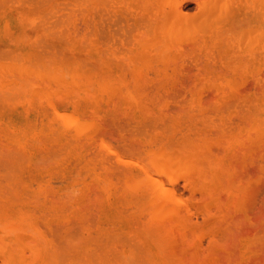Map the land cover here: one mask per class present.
Returning <instances> with one entry per match:
<instances>
[{
    "label": "rangeland",
    "instance_id": "1",
    "mask_svg": "<svg viewBox=\"0 0 264 264\" xmlns=\"http://www.w3.org/2000/svg\"><path fill=\"white\" fill-rule=\"evenodd\" d=\"M84 1L85 2L82 3L83 6L85 4L84 7L80 6V8L79 7L75 8L77 7V6L74 7L76 3L75 0H71V1L59 0L57 4L59 2L60 4L57 5L58 7H56L55 9L56 11H54V13L51 14V18L53 16L58 17L61 15L63 17L65 16V14H67L65 12H71L72 14L70 13L69 14L70 16L72 15V19H71L72 22H69L71 21L69 20L68 21L69 23L68 24L65 23L66 26H64L66 30L67 29L69 30L71 35H74L75 37L81 36L83 34L89 35L93 31L92 35L90 34L91 37L94 36V42L96 41V43L95 44L93 43V45H96L98 47L100 46V50L101 49L103 50L102 44L103 46L110 45L115 49L117 48L118 53L114 49L115 51L113 52L111 51L114 54V56L110 55L111 52L110 53L107 52L105 50L106 47H104V51L103 52L100 51V54L98 56H92L90 53H88L89 52L88 50H87L88 52L84 53V51L86 50L84 48H83L84 51L82 50L83 52L80 51L82 55L80 53H79L80 55L78 54L74 55V53H72L73 49L72 51L71 49H69L70 52L68 53H72V54L64 55L65 57L64 56L62 57L59 54V57H62L63 59V62L62 59L60 60V64L64 65L65 70L67 67H71V66L74 67L76 65L75 66V68L77 69L76 73L74 72L71 73L72 75L74 74L73 78H75L76 81L78 80L80 81V79L85 81V78L83 76L86 77L87 74L88 76L90 75L92 77L93 76L97 77V79H104L106 77H109V75H112L111 78H114L115 80L109 78L111 81L113 80V82H117V79L121 77L122 79H119V81L122 82L121 84L124 85H120L119 88L117 87L116 88L111 87L107 89L103 88L101 93L99 91L101 88L97 90L98 87L96 88L95 86H91V88L88 86L86 87L87 89L85 88L82 89L77 86L71 87L69 85L68 88L64 86L67 89L63 87L62 89L59 90V88H57L58 89L57 93H55L56 89H54L55 88L54 87L51 88L52 90L55 91V92L53 91L54 92L53 94L47 93L45 91V90L47 91L49 90L47 88L43 90V92H46L47 94L43 93L42 90L40 91L38 89L39 91L37 90L33 92L31 91L33 95L31 94L30 98L27 97L28 99L26 98L24 100L23 99L24 97L22 98L19 96L20 100L22 101L18 100L17 93H14L9 88L7 89L1 86L3 88L2 89L0 87V237H1L0 241H2V238L4 237L3 241H5L6 239L7 240L6 245L7 244L9 245L8 247L6 246L8 249H6L4 246V249L6 250L5 251L3 250V252L7 253V251L10 252L12 249L13 251H17L18 254L17 256L19 257L21 256L20 255V253L22 252L21 249H23L21 248V246L26 244L24 242L21 245L22 237L21 239L18 238L12 239L16 232L14 233L13 231H11V227L15 229L16 227L20 228L21 226L22 228V226H27L28 224V227L30 226L32 228L34 226L33 229H30L29 227L28 231L34 232L38 228L37 231L40 234L42 233L45 235V240L46 243L48 244L46 250L50 254H52L55 251L56 256L59 255L65 258L64 259L63 257L62 258L58 257L61 260L71 259L72 260L70 261L71 264H86V261L90 257H91L90 261L92 259L94 260V262H96L95 261L96 259L97 260L101 259L107 261V264L110 263V260H111L110 264H114V263L119 264L121 259L124 258V256L122 255L125 254L126 252L127 253L125 254V256L127 254L128 255H130L131 253L132 254L130 255L129 258L128 256L125 257V259L128 258V260L123 259L124 264L125 262L126 264H171V263L175 264L177 260L182 258V253H185L183 254V258L185 259L184 255L188 257L189 255H191L190 252H195L192 253L191 256V258L194 257L195 259L190 258L191 260H189V262L191 261L192 263H189L187 262L188 260H186L185 263L187 264H193V263L195 264H264V129H263L264 128V92H263L264 91V83H263L264 53L263 56L261 55L262 58L260 57V59H262V62L259 61L260 62L259 64L254 62L252 63L251 60H249V62H246L249 63V66L246 63H245L246 65L244 63H243L244 65H241L239 60H237L240 59V57H237L238 55L235 56L237 57V59L233 57L234 55L239 53L234 52L233 53L234 55L232 57L231 56L229 57L227 55L226 56L222 55L221 54L222 50L220 49H223L225 47L222 44L224 41L223 40L219 41V39L217 40L215 38L211 40L212 38L206 35L207 30L203 32L204 29L201 27L200 24L199 28H197V30L199 31H195L194 33H192L194 34L193 36H196L195 38L192 37V41L190 40L191 37L186 39L183 37L185 35L182 36V38L186 40L185 41L182 40L183 42L181 43L178 42L179 45L181 46L176 45L177 51L175 50V52L177 53L169 52L170 55H168L167 53L162 56L161 53L157 55L154 54L151 57H146L144 58V61L146 59L147 63L146 62L145 64L140 63V65L138 63V65L140 66V67L138 66L139 70L135 71L136 69L134 67L136 66H133V68L130 69L132 66L128 62L130 58L129 54L133 56V59L135 58L134 59L135 62H142V61H140L141 59L139 60V58H137V56L133 52L132 40H134V36H133V32H130V29L133 31L132 29L133 0L132 1L108 0V2L106 0L104 1L105 3L103 2L97 3L98 0H88V1L84 0ZM123 1L126 3L124 4ZM158 1L160 2V0H154L155 3H157ZM162 1L163 0H161V2ZM178 1L179 3L181 2L180 4L177 2V5L178 4L180 5L178 7H180L181 10H184L185 13H188L187 14L188 16H190L191 13H193V11L195 10L193 15L196 16L198 15L197 18L202 19L203 17L202 15H204V13L205 14L207 13L206 11L205 12L197 11L198 0H181V1L178 0ZM223 1L224 0H220L221 3L217 4V6H219V7L216 6L218 10H220V5H222ZM33 2L37 3L36 1ZM217 2H219V0ZM236 2H238V0L237 1L227 0V4L229 3L230 9L228 8V6L227 8L229 10L235 9V6L237 4ZM30 3L31 4L28 5V7H25L23 3L22 5L25 8L22 9L20 6H17L20 9L19 11L17 10L18 8L15 9V11H18V15L16 16L17 19L15 20L16 22H13L12 25H9L10 27L6 26L5 28H3V30L2 29L0 30V32H2L1 35L6 34L5 36L0 37V43H1L0 45H3L4 47H13V45L14 46L18 45V47H20V49H18L20 53L24 51L27 52V50H32V49L33 50L41 49L42 51L43 50L45 51L42 52L41 50H38L42 54L47 53L48 51H49L48 53L50 54L51 52H54L52 48L54 49V47H56L55 48L56 53H60L62 51V50L60 51V47H61L60 45H62L60 43L62 41L60 38L62 37V35L58 34L57 32L50 34L51 38L49 35L48 37L43 36L44 38L43 37L41 38L45 40L46 44L43 40L41 41V39H39L40 40L39 43H41V45L43 43L45 44V46L44 45L41 46L42 48L45 47L44 49L40 48V44L37 42L39 40L35 41L37 42L36 43L37 45L39 44V48L38 47L35 48L33 43L34 40H32V38H31L32 42H30V44L34 47H29L30 46L29 41L31 40L29 39L30 35H28V33L30 28L33 30H36L35 28L41 29L40 26H42L43 24L42 18L43 19L45 18L42 17L44 15H42V12H40L41 14L39 13V15L41 16L40 18H38L39 20L37 19V21H34L32 25L31 24L32 22H30L29 19L30 17L36 15L35 13L37 12L39 5L38 4L34 5V3L32 4V2ZM155 3H154V7L156 8L157 5ZM113 4L115 5L112 8L111 5ZM158 4L160 5V3ZM162 4L165 5L164 2ZM115 6L116 8H114ZM73 7L74 9H71L70 11V8ZM165 8L168 7L166 6ZM165 8L163 9L164 12L161 13L160 11V13L162 15H164L165 13L166 14L165 16H167L169 8L168 10H166ZM65 9L67 11H65ZM21 10L23 11V13L20 14ZM155 10L154 12L157 18L156 21L162 24L163 21L159 18L160 16H157L156 13L158 12H156ZM165 10L167 13L165 12ZM218 10L216 11L215 9L213 11V17H212V13L211 15L209 14L210 16L205 15L207 16V18L209 17L210 19V20L208 19L209 22H211L212 19L216 21L220 19L221 21H218V23L222 21L224 23L223 20L224 15L219 18L218 13L220 11L218 12ZM30 11L32 12V14L30 13ZM77 12L79 13L77 14ZM81 13L82 15H80ZM171 13L172 12H170V14ZM199 13H202V15L200 14L202 17L199 15ZM26 14L27 15L29 14L28 15L29 17L26 16ZM87 14L88 16H86ZM120 14L122 15V17ZM74 15L77 18H75ZM152 15H154L153 11H152ZM196 16L194 17L196 18ZM57 17H53V18H57ZM78 17L80 19H78ZM161 18L164 19L165 17L162 16ZM168 18L170 17L168 16ZM168 18L166 17V19ZM26 19L29 21H27ZM90 19H91V23H90ZM172 19L174 18L171 17L170 20L172 21ZM178 20L179 19H177L175 23ZM197 20L198 19H196V21ZM38 21L39 24L37 23ZM196 21L194 24L197 26L199 23L198 21L197 22ZM204 21L206 22L207 19ZM216 21L214 22V24L216 23ZM152 22L156 23L154 20ZM170 22L166 21L165 24L169 25ZM182 22L180 24L178 23V25L175 24L174 30H177L179 28V30H181L182 32V30H184ZM201 22H203V20ZM71 24H73V26ZM217 25L220 28L219 24ZM217 25L215 27L216 29L218 28ZM100 26H102V28H100ZM192 26L194 27V25ZM97 29L98 32H96ZM120 30L122 32H120ZM192 31L193 30H191V32ZM199 32H203L207 36V37L205 36V39L203 36V39L204 40L208 39V40L202 41L203 39L199 37V35L202 36L203 33L200 34ZM214 32L216 31L214 30ZM217 32L222 33V30L218 29ZM16 33L21 35L24 33L23 34L24 37L25 34L28 35L26 37L29 40L28 39H27L28 41L24 40L22 43L21 39L23 40L26 38H23L20 35L19 36L15 35ZM120 33H122L121 36ZM123 33L125 35H123ZM211 33H212L211 35L214 34L213 31ZM7 34L9 35V38L7 37L8 36ZM189 34L191 35V33ZM52 35L53 36L60 35L61 37L59 38V36L57 37L55 36L54 38ZM243 35H245V33ZM16 36L18 38L15 39L16 41H14L13 39ZM86 38H88V36ZM125 38L126 41L129 38L127 42L125 41ZM197 38L198 39L200 38L201 40H198ZM47 39L48 40L52 39L53 42L52 41L47 42L48 41ZM17 40H20L22 44L17 42ZM91 40L90 42H92ZM109 40H111V42L108 43ZM113 40L115 41L117 40L119 43L116 41V43L118 44H115V41L113 42ZM25 41H27L26 43L28 47L26 45L23 46ZM199 41L202 43V45L200 44ZM50 42L54 43L52 45H56V46H52ZM136 42L138 43L137 40ZM203 42H205L204 45ZM214 42L216 43L215 46H214L215 44ZM137 43H135L134 45H136ZM240 43L241 42H238V46H237L238 48H240L239 47ZM154 44H155V47L153 46L154 49L159 48L158 50H160L161 47H164L163 43L160 42L157 43L155 42L153 43V45ZM119 45L121 46L119 47ZM125 45L128 49L125 47ZM219 45L220 46L222 45L221 48ZM47 47L49 50L46 49ZM217 47L218 49L220 48L219 49L220 51L218 50L220 53H218ZM25 48L26 50H24ZM129 48L131 49L130 51H128ZM208 48L211 49L208 50ZM56 49H58V51ZM108 50H112V49H108ZM121 51L123 52L122 54ZM127 57L129 58L125 59ZM243 57L244 59H246L245 56ZM148 58H150V60H148ZM173 59L176 61H174ZM75 61L77 64L75 63ZM81 61H83L84 64L83 63L81 64ZM239 63L240 65H238ZM126 64H128L131 67L129 68V66ZM146 64H149V66ZM103 65L106 66L108 65V67L110 68L107 69L108 75L106 77L105 75L104 76L102 75L103 77L99 76L103 73L106 74V72L100 69V67H102ZM164 65H166V67ZM256 65L258 66V68L255 67ZM143 66H145L146 68ZM79 67L80 69H78ZM94 67L96 68L94 69ZM173 68H175V70ZM99 69L101 74L98 73ZM239 69L241 70L238 72ZM244 69L245 71L242 72V70ZM83 70L87 72H83ZM61 71L59 72V76H58L59 78H66L71 76V74L68 76ZM162 72L164 73L163 76L161 74ZM131 79L134 82H132ZM141 85L142 87H140ZM144 85L146 88L144 87ZM76 87L79 90L80 89L81 90L79 91ZM113 89L114 91H112ZM125 89L126 90L133 89L132 90L133 95L135 92L136 93L138 92L137 94H140L141 99L144 98V100L140 99L142 101L140 104L138 102L137 103L132 102L129 99L130 103L131 102L136 103V106L132 103L131 104L127 103L129 102L127 101V98H129L128 97L129 91L127 92ZM139 90L141 92H139ZM125 92H127L126 104L124 103L125 102L124 97L126 96L124 94ZM136 93H135V97H138ZM106 94L109 95L107 96ZM222 94L226 97H223ZM77 95H79L78 98ZM242 95H244V97H242ZM260 95L261 98H259ZM92 96L94 97L97 96V98L94 99V97L92 98ZM99 96H101L102 98ZM235 97H239L240 99ZM135 100L139 101L138 98H136ZM225 101H227V103ZM139 104L142 105V108L139 106ZM252 104L254 107V112L252 111L253 109ZM72 106L75 109H73ZM53 107L55 108V110H59L61 113L72 111L71 113L77 114L79 118H81L82 120L84 119V121L87 120L90 121L91 122L90 127H88L90 123L88 124L87 121L88 124L86 125L87 129L85 127L81 132L80 136H75L73 132L75 127V125H73L74 122H72L73 124H71L70 122L69 124H67L63 121V119L59 117H54V113H53L54 109H52ZM220 107L222 109H220ZM253 119L256 121V123L252 121ZM157 122L159 123L160 127L162 124L164 125V127L162 126V129L158 127L159 129H157L156 128L158 126ZM160 122H162V124ZM189 124L192 125L190 126ZM257 124L260 127H258ZM250 126H252L253 128ZM148 127H151L150 130H152V132L149 131ZM221 128H223L224 130ZM226 128L227 129L229 128L228 129L229 132ZM146 129L148 131H146ZM225 131H227L226 134ZM235 131L239 134H237ZM146 132L149 134H145ZM252 132L253 134H251ZM255 132H257L258 134ZM201 134L203 135L201 136ZM32 135L35 137H32ZM166 136H168L170 139H167L168 137ZM181 137H183V139ZM200 137L201 138L206 137L202 139L204 141L207 138L210 141L213 140L212 141L213 144L210 141H208L212 145L210 146L209 143L207 149L206 146L201 143L202 141H200L201 139ZM164 138H166L165 142H164L165 140ZM184 139H187L188 142L189 140L193 142L198 141L197 142L198 146L202 145V147H205L207 150L204 148L202 149V147H200L201 150H204L202 152L200 151V155L204 153L203 155L205 156V158L213 157V159L215 158L217 159L216 161H218L219 158L220 162L218 161V163L221 164L220 165L221 167L222 166L224 167L223 169H226V170L221 169L222 170L221 172L224 173L226 176L222 174L223 176L221 175V177H219V179L216 181L214 186L213 187L212 185L210 186L212 190H207V192L204 191L205 186L203 184H200L202 183V181H200L199 179L198 182L200 183H198V186H196L197 182L195 181L194 183L196 184H191L194 186L190 185V181H188L189 183H186L187 181L186 178L192 177V179H195L197 175L196 176L194 175L196 173L189 172L188 174L185 175L186 178L184 177L183 179L178 178L177 182L175 180V183L173 184V188L175 189V192L177 194L179 193L181 197L184 196L183 199L187 203L186 205H188L186 206L187 209L185 207L183 212L180 213V214H184V216H186L187 218L185 217L184 219L183 215L180 218H182L181 220L183 222L187 220V223H185L187 225L194 226L198 224L197 228L200 229L196 234H194V236L197 237L200 236V237L199 238L195 237L196 242L193 245L192 243L194 242V240L192 241L191 238L192 237L194 238V236L188 233V231L186 232L187 235L181 232L179 234L178 232L179 229L177 228L178 230L175 231L176 228L175 229L173 228L174 229L173 232H175V234L173 235V237H171V240L173 241L172 246L164 247L167 250L161 248L159 250L161 251V253L160 252L157 253L158 250L153 249L156 247V245L152 244L153 242H150L151 240L149 238L146 239L145 242H143V240L145 239L143 238L144 237L143 235L144 234L148 235L147 232L151 231L148 230L150 228L152 229L151 227L152 222H150L152 219L150 217V221H149L150 214L148 212L149 209L148 211L146 210L147 206L146 207L143 206L145 204L141 205L142 202L145 203L142 197L143 194L141 195L139 191L136 194L135 191L137 190L133 188L131 189V187H129L130 185L128 186V184L126 183L129 178H125V177H128L129 174L142 173L141 170L140 171L138 170L139 168L135 167L134 165L132 166L130 163L127 162L129 158L128 153L130 150L131 152L133 151V159L137 160V162L141 160L140 163H144L142 162V157L145 153V149L147 151V149L150 150L152 149V147L157 148L159 147V144H160V148L161 147L165 148L166 145L170 147L169 145L171 144L174 145L172 142H174L175 145H177L178 142H181ZM163 142L166 145H164ZM208 142L206 141L205 143ZM167 146L166 149H168ZM107 147L108 149L110 147V151L113 152H110L107 149ZM129 147L130 148L133 147V149H129V151H127ZM149 147L151 148L149 149ZM209 148H211L212 150ZM115 152H117L118 155ZM135 152L136 154L134 155ZM219 153L222 154L220 155ZM145 159L146 158H144V160ZM170 160L171 159H169V161ZM125 161L127 163H125ZM145 161H147V159ZM173 161L174 160L170 161V163ZM176 163L177 161H174L173 162L174 165L170 167L177 168V165H175ZM146 166L152 169L151 168L152 164H150V166L149 164H147ZM226 172L227 174L228 173L229 174L227 175ZM219 180H221V182ZM225 183L226 185H224ZM188 184L190 187H193V189L188 187ZM202 185L204 186V188L199 187ZM224 186H226L227 189ZM194 187L196 188L194 189ZM201 188L203 191L201 190ZM240 188H244V189H242L241 191ZM229 190L232 192H230ZM207 193L208 195H206ZM216 193L218 196L216 195ZM230 193H232V196ZM212 198L215 199L213 200ZM205 200H206V205L208 206L206 207L207 209L205 208L206 205L203 204V202L205 203ZM210 202L212 203L209 204ZM216 204L218 205V207ZM183 207L184 206H182V209ZM182 209L179 210L181 211ZM28 217L30 222H28L27 220ZM165 220L167 221L168 219ZM218 220H221L222 222ZM212 221L214 223H211ZM24 222H26L27 224H24ZM193 222L194 223L198 222V223L194 224ZM148 223L151 224L149 227L147 226L149 225ZM155 223H153V227ZM209 223L210 225H208ZM215 224L217 226H215ZM2 225L4 228L2 227ZM143 226L144 228L148 227V229L143 230ZM137 227L139 229H137ZM207 227H209L208 231H207ZM210 230H212L213 233ZM37 231H36V235H37ZM143 231H147V232L145 233ZM201 231L202 232L204 231V234ZM176 232H178L177 234L179 235H177ZM200 232L203 234V236ZM39 233L37 237L36 235L33 236V234L35 233H32V237L39 239L40 237ZM176 235L181 237L183 240L186 238V236L188 238L190 236L191 237L190 239L188 238L186 239H188L189 242L190 240L192 241L191 243H188V245L192 244L191 246L193 247H190L188 245L187 246L189 248H192L193 250L187 248V246L186 248H184L186 244L184 246L182 244H184L185 242ZM150 237L153 236L151 235ZM155 238L152 239L154 240ZM177 238L180 239L181 244ZM141 239L143 240L141 241ZM8 240L11 242H8ZM211 240H214L213 241L214 243ZM23 241L25 240L23 239ZM176 242L177 244H175ZM151 245L153 246L152 248ZM179 245H182L183 247L180 246L179 248ZM142 246H144V249H142L143 248ZM126 247L130 249H127ZM170 248L172 249V251ZM163 249L166 252L162 251ZM179 249L181 251H179ZM188 249L190 251H188ZM19 250L21 252H19ZM152 250H154V252ZM149 251L152 252V253L150 252L152 255L154 253V256L157 254L154 260H152L153 258L150 259V257H148L147 253L150 256ZM186 251H188L189 253H187ZM3 252H2V257L5 256L3 255ZM162 253L164 254L166 253L167 256L173 255L171 256L173 258L177 254L175 259L177 257L178 259L175 262H172L169 259L171 257H167L168 258L167 261H164L165 255L164 256L162 255L163 257L160 256V254ZM0 257H1V252H0ZM142 257H144L145 259L148 257L150 263L149 262L147 263L148 259H146L147 260L146 261ZM58 258L57 260L59 261ZM114 259L115 261L112 262V260ZM130 259L132 261H130ZM184 259H182L183 261H180L182 262V264L185 261ZM196 259L198 260L196 261ZM2 260H0V264ZM116 260L118 262H116ZM21 261L22 260L17 261L16 264H20ZM67 261L68 260H66V262L64 263L62 261L61 264H65V263L67 264ZM160 261L162 262L160 263ZM30 264H34V262H30ZM178 264L181 263L178 262Z\"/></svg>",
    "mask_w": 264,
    "mask_h": 264
},
{
    "label": "bare ground",
    "instance_id": "2",
    "mask_svg": "<svg viewBox=\"0 0 264 264\" xmlns=\"http://www.w3.org/2000/svg\"><path fill=\"white\" fill-rule=\"evenodd\" d=\"M33 1H36L37 3H35V2H33ZM59 0H0V30L2 29L3 30V28H5L6 26H9V25H12L13 24V22H16L15 20L17 19L16 18V16L18 15V11H19V9L20 8H18L17 6H20L21 7V9L22 8H25V7H28V5H30L31 3L30 2H32V4L34 3V5L36 4H38L39 6H38V10H37V12L35 13L36 15L35 16H33V17H30V22H32L31 24L33 25V22L34 21H37V19L38 18H40V16L41 15H39V13L40 12H42V15H44V16H42V17H45L44 19L42 18V22H43V24H42V26H40V28L41 29H37V28H35L36 30H33V29H31L30 28V30H29V33H28V35H30L29 36V39L31 40V38H32V40H34L33 41V43H34V46H35V48L36 47H38L39 48V44H40V48H42L41 46H45V44H46V42H45V40H43V39H41L43 36H47L48 37V35L50 36V34H52V33H58V34H61L62 35V37L60 36V35H57V36H59V38L62 40L60 43L62 44V45H60L61 47H60V53H56V51H55V48L56 47H54V49L52 48V50L54 51V52H51L50 54L47 52V53H41V52H39L38 50H41V49H37V50H27V52L26 51H24V52H21L20 53V51L18 50V49H20V47H18V45H16V46H14L13 45V47H4L3 45H0V87L2 86L3 88H9L11 91H13L14 93H17V95H18V100H20V98H19V96L20 97H24L23 99L25 100L27 97L28 98H30V96H31V94H32V92L33 91H35V90H37V91H41L42 90V92H43V90H45V88H47V89H49L48 91L47 90H45L47 93H54L55 91V93H57V91H58V89L57 88H59V90L60 89H62L64 86H66L67 88H68V86L70 85L71 87L72 86H77V87H79V88H82V89H87L86 87H90L91 88V86H95L96 88L98 87V89L97 90H99L100 88V93L102 92V89L103 88H105V89H107V88H111V87H117V88H119V86L120 85H124V84H121L122 82H120L119 81V79H122L121 77L119 78V79H117V82H113V80L111 81L110 79H114V78H111V76L112 75H109V77H106L108 74H107V69L109 68L108 67V65L106 66V65H103L102 67H100V69H102V71H104V72H106V74H101L100 73V69H99V72L98 73H100L101 75H99V76H101V77H103L104 75H105V77L106 78H104V79H97V77H92V76H88V74L86 75V77L85 76H83L84 78H85V81H83V80H81L80 79V81L78 80V78H77V80L78 81H76V79L75 78H73L74 77V74L72 75L71 73H76V68H75V66L73 67V66H71V67H67L66 68V70H65V68H64V65H62V64H60V60L62 59V57L64 56V55H68V54H72V53H74V55H82V53L80 52V51H84V49H86L85 51H84V53L85 52H88V53H90L92 56H98L99 54H100V51H104V47H106L105 48V50L107 51V52H113V51H115L116 50V52H117V48L115 49L114 47H112V46H110V45H104L103 46V44H102V48H103V50L101 49L100 50V46L98 47V46H96V45H93V43L95 44L96 43V41L94 42V36L93 37H91V35H92V32L90 33V32H88V33H90L89 35H85V34H83V35H81V36H77V37H75L74 35H71L70 34V32H69V30L67 29H65V27L64 26H66V24H68L69 22H72V15L70 16V14H72L71 12H65V13H67V14H65V16H63L62 17V15L61 16H53V17H57V18H51V14H53L54 13V11H56L55 9H56V7H58L57 5L58 4H60V2L57 4V2H58ZM65 1V0H64ZM69 1H71V0H69ZM76 1V3H75V5L74 4H71V5H74V7L75 6H77V7H75V8H80V6H83V4L82 3H84L85 1L84 0H75ZM81 1V2H80ZM83 1V2H82ZM86 1H88V0H86ZM104 1H106V0H98L97 1V3H101V2H103V3H105ZM111 1V0H110ZM128 1H132V0H128ZM181 1V0H180ZM218 0H198V3H197V11L198 12H207L206 14L204 13V15H202V13H199V15L202 17V19H200V18H197V16L196 15H193L194 14V11H193V13H191V15L190 16H188L187 14L188 13H185L184 12V10H181L180 9V7H178V6H180L179 4L181 3H179V1L178 0H163L162 2H161V0H160V2L158 1L157 3H155L154 2V0H133L132 2H133V20H132V22H133V31L130 29V32H133V36H134V40H132L133 41V52L135 53V55L137 56V58H139V60L140 61H142V62H135V58L133 59V56L131 55V54H129V57H127V58H125V59H128L129 58V64H131V66H129L128 64H126V65H128L129 66V68L130 69H132L133 68V66H136V67H134L135 69V71H138L139 69V65H140V63H144L145 64V62L147 63V61H146V59H145V61H144V58H146V57H151V56H153L154 54L155 55H157V54H161V56L162 55H164V54H167L168 53V55H170L169 54V52H173V53H177V52H175V50L177 51V46L179 45V43H181V42H183L182 40H186L187 38H190V40L192 41V37H196V36H193L194 34H192V33H194L195 31H199V30H197V28H199V26H200V24H201V27L204 29L203 30V32H205V30H207V32H206V35H208L209 37H211L210 39L211 40H213L214 38L215 39H219V41L220 40H223L224 42L222 43L225 47L223 48V49H220L221 48V46H220V50H222L221 51V54L222 55H227V56H233L234 54V52H238L239 54H236V55H234L233 57L235 58V59H237V57H240V59H237V60H239V62L241 63V65H244L246 62H249V60H251V62L253 63H260L259 61H261L262 62V59H260V57L262 58V56H263V53H264V0H238V2H236L237 4H236V6H235V9H232V10H229L230 8H229V3L227 4V0L225 1H223V3H222V5H220V10H218L217 9V7H219V6H217V4L218 3H221L220 2V0H219V2H217ZM237 1V0H236ZM29 4H28V3ZM107 2H108V0H107ZM124 2V1H123ZM122 2V3H123ZM164 2V4L165 5H163L162 3ZM177 2L179 3L178 5H177ZM24 3V4H23ZM25 3H27V4H25ZM67 3V2H66ZM70 3V2H69ZM126 2H124V4H125ZM154 3L157 5L156 6V8L154 7ZM158 3H160V5L158 4ZM18 4H21V5H18ZM25 5V7L23 6V5ZM64 4V3H63ZM77 4V5H76ZM80 4V5H79ZM82 4V5H81ZM88 4H89V2H88ZM116 4V3H115ZM115 4H113V5H111V7L113 8V6L115 5ZM118 4H121V3H118ZM161 4H162V6H161ZM79 5V6H78ZM158 5H159V7H158ZM84 6H85V4H84ZM83 6V7H84ZM96 6V5H95ZM102 6H104V5H102ZM130 6V5H129ZM168 7L169 8V10H170V12H172L171 14H170V12H169V10H168V8H165V7ZM195 6H196V4H195ZM217 6V7H216ZM227 6H228V8H227ZM30 7V6H29ZM74 7L73 8H70V11H71V9H74ZM127 7V6H126ZM153 7H154V9H153ZM159 9H161V10H159ZM166 9V10H168V13L166 12V10H165V12L167 13V16H165L166 14L164 13V15H162L161 13H163L164 12V8ZM237 7V8H236ZM18 8V9H17ZM86 8V7H85ZM92 8H93V6H92ZM105 8V7H104ZM103 8V9H104ZM114 8H116V6L114 7ZM151 8H152V11H153V13H154V15H152V11H151ZM182 8V7H181ZM15 9H17L18 11H15ZM97 9V8H96ZM108 9V8H107ZM111 9V8H110ZM156 9V10H155ZM216 9V11L218 10V17L220 18L221 16H223L224 15V23H223V21L222 22H220V23H218V21H221L220 19H218L217 21L216 20H211V22H209L208 21V19H209V17L207 18V16H205V15H208V16H210L211 15V13H212V17H213V11ZM24 10V9H23ZM61 10V9H60ZM64 10V9H63ZM63 10H62V12H63ZM91 10V9H90ZM99 10V9H98ZM113 10V9H112ZM154 10L156 11V12H158V13H156L157 14V16H160L159 18L163 21V23L162 24H160L158 21H156L157 20V18H156V15H155V12H154ZM29 11V10H28ZM65 11H67L66 9H65ZM88 11V10H87ZM124 11V10H123ZM160 11H161V13H160ZM17 12V13H16ZM59 12V11H58ZM89 12V11H88ZM108 12V11H107ZM125 12V11H124ZM21 13H23V11L21 10L20 11V14ZM25 13V12H24ZM30 13L32 14V12L30 11ZM70 13V14H69ZM79 12H77V14H78ZM83 13V12H82ZM82 13L80 14V15H82ZM113 13V12H112ZM114 13H115V11H114ZM113 13V14H114ZM16 14V15H15ZM41 14V13H40ZM58 14V13H57ZM99 14V13H98ZM106 14H109V13H106ZM125 14V13H124ZM129 14V13H128ZM210 14V15H209ZM29 15V14H28ZM27 14H26V16H28ZM64 15V14H63ZM92 15V14H91ZM95 15V14H94ZM105 15V14H104ZM121 15V14H120ZM152 15V16H151ZM163 17H165L164 19H162L161 17L162 16ZM19 16H21V15H19ZM70 16V17H69ZM75 16V15H74ZM86 16H88V14L86 15ZM114 16V15H113ZM151 16V17H150ZM168 16L171 18H174V19H172V21L170 20V18H168ZM174 16V17H173ZM194 16H196V18L194 17ZM29 17V16H28ZM91 17V16H90ZM102 17V16H101ZM112 17V16H111ZM121 17H122V15H121ZM155 17V18H154ZM166 17L168 18V19H166ZM27 18V17H26ZM75 18H77L76 16H75ZM95 18V17H94ZM151 18V19H150ZM154 18V19H153ZM203 18H206L207 19V21L205 22L204 20H206V19H203ZM215 18H216V16H215ZM78 19H80L79 17H78ZM89 19V18H88ZM92 19V18H91ZM91 19H90V23H91ZM97 19V18H96ZM95 19V20H96ZM109 19H110V17H109ZM114 19V18H113ZM112 19V20H113ZM131 19H132V17H131ZM177 19H179L176 23H175V21L177 20ZM182 19V20H181ZM196 19H200L199 21H198V27L194 24L195 23V21H196ZM27 20V19H26ZM29 20H27V21H29ZM39 20V19H38ZM69 20H71V21H69ZM77 20V19H76ZM122 20H124V19H122ZM122 20H121V22H122ZM128 20V19H127ZM155 21L156 23H154V22H152V21ZM203 20V22H201ZM210 20V19H209ZM69 21V22H68ZM87 21V20H86ZM93 21V20H92ZM98 21H99V19H98ZM109 21H111V20H109ZM166 21H171L170 22V24L169 25H167V24H165L166 23ZM183 21V22H182ZM196 21V22H197ZM216 21V23L214 24V22ZM20 22V21H19ZM77 22V21H76ZM104 22H105V20H104ZM131 22V23H132ZM183 23V27H184V30H182V32H181V30H179V28L177 29V30H174V26H175V24L176 25H178V23L180 24V23ZM201 22V23H200ZM209 22V23H208ZM38 24H39V21L37 22ZM66 23V24H65ZM86 23V22H85ZM99 23V22H98ZM109 23V22H108ZM30 24V25H31ZM97 24V23H96ZM116 24V23H115ZM123 24V23H122ZM126 24V23H125ZM217 24H219V26H220V28L218 27V25ZM23 25H24V23H23ZM25 25H26V23H25ZM72 26H73V24H71ZM86 25V24H85ZM88 25V24H87ZM121 25V24H120ZM129 25H130V23H129ZM128 25V26H129ZM132 25V24H131ZM164 25H165V27H164ZM192 25H194V27H195V30H194V27L192 26ZM213 25H215V26H213ZM216 25H217V29L215 28L216 27ZM68 26V25H67ZM166 26H167V28H166ZM10 27V26H9ZM89 27V26H88ZM93 27V26H92ZM99 27V26H98ZM112 27V26H111ZM183 27H182V29H183ZM206 29H205V28ZM32 28H33V26H32ZM66 28H68V27H66ZM86 28H87V26H86ZM100 28H102V26H100ZM115 28V27H114ZM123 28V27H122ZM212 28H213V30H212ZM117 29V28H116ZM222 30V33H220V32H217V30ZM75 30V29H74ZM87 30V29H86ZM128 30H129V28H128ZM127 30V31H128ZM191 30H193L192 32H191ZM214 30L216 31V32H214ZM10 31V30H9ZM28 31V30H27ZM31 31V32H30ZM38 31V32H37ZM109 31V30H108ZM119 31V30H118ZM117 31V32H118ZM126 31V30H125ZM213 31V35H211L212 32ZM78 32V31H77ZM96 32H98V29L96 30ZM100 32V31H99ZM105 32V31H104ZM120 32H122L121 30H120ZM129 32V33H130ZM203 32H199L200 34H202ZM224 32V33H223ZM1 33L2 32H0V37L1 36H5V35H1ZM21 33V32H20ZM73 33V32H72ZM106 33V32H105ZM189 33H191V35L189 34ZM216 33V34H215ZM245 33V35H243ZM24 34V33H23ZM23 34L21 35V34H15V35H20V36H22L23 38H26V39H21L20 37V39H21V41H22V43H23V41L24 40H27L28 38L26 37V36H28V35H26L25 34V37L23 36ZM74 34V33H73ZM100 34V33H99ZM111 34V33H110ZM109 34V35H110ZM116 34V33H115ZM119 34V33H118ZM198 34V33H197ZM218 34V35H217ZM8 35V34H7ZM93 35H94V33H93ZM104 35V34H103ZM122 35V33H120V36ZM123 35H125L124 33H123ZM183 35H185V36H183ZM190 35V36H189ZM204 33L202 34V36H200L199 35V37H201L202 39H203V36H204V39H205V36H206ZM215 35V36H214ZM11 36V35H10ZM14 36V35H13ZM53 36V35H52ZM56 36V35H55ZM55 36H53L54 38H55ZM56 36V37H57ZM88 36V38H86ZM91 38H90V37ZM106 36V35H105ZM111 36V35H110ZM182 36L184 37V38H186V39H184V38H182ZM198 36V35H197ZM216 36H218V37H216ZM8 38H9V35L7 36ZM115 37V36H114ZM125 37V36H124ZM123 37V38H124ZM126 37H127V35H126ZM207 37V36H206ZM3 38V37H2ZM12 38H14V37H12ZM16 38H18L17 36L13 39L14 41H16L15 39ZM44 38V37H43ZM50 38H51V36H50ZM93 38V39H92ZM99 38V37H98ZM106 38V37H105ZM194 38H193V40H194ZM242 38H243V40H242ZM245 38V39H244ZM28 39V40H29ZM39 39H41V41L43 40L44 42H45V44L43 43L42 45H41V43H39L40 42V40ZM60 39H59V41H60ZM92 39V40H91ZM111 39V38H110ZM118 39H119V37H118ZM129 39V38H128ZM128 39H127V41H128ZM181 39V40H180ZM198 39V38H197ZM202 40V41H206V40H208V39H206V40ZM27 40V41H28ZM32 40L31 41H29V47H34V46H32L31 44H30V42H32ZM37 40H39V41H37ZM48 40V39H47ZM90 40L92 41V42H90ZM108 40V39H107ZM131 40V39H130ZM136 40L138 41V43L136 42ZM198 40H201L200 38L198 39ZM197 40V41H198ZM242 40V41H241ZM21 41L20 40H17V42H19L20 44H22L21 43ZM27 41H25L24 42V44H23V46L24 45H26L27 47H28V45H27ZM35 41H37L39 44L37 45L36 43L37 42H35ZM49 41H52V39L51 40H48L47 42H49ZM104 41V40H103ZM115 40H113V42H114ZM117 41V40H116ZM116 41H115V44H118V43H116ZM125 41H126V38H125ZM126 41V42H127ZM53 42V41H52ZM92 44V46H91V44ZM109 42H111V40H109L108 41V43ZM124 42V41H123ZM157 43V42H160V43H163V46L164 47H161L160 48V50H158L157 48L156 49H154L153 48V46L155 47V44L153 45V43ZM179 42V43H178ZM200 42V41H199ZM207 42H209V41H207ZM238 42H241L240 44H239V47L240 48H238L237 46H238ZM26 43V44H25ZM56 43V42H55ZM129 43H131V42H129ZM128 43V44H129ZM135 43H137L136 45H134ZM178 43V44H177ZM185 43V42H184ZM215 43V42H214ZM213 43V44H214ZM1 44V43H0ZM36 44V45H35ZM49 44V43H48ZM50 44L52 45V44H54V43H51L50 42ZM101 44V43H100ZM107 44V43H106ZM140 44V45H139ZM190 44V43H189ZM198 44V43H197ZM200 44L202 45V43L200 42ZM205 44V42H203V45ZM207 44V43H206ZM213 44H212V46H213ZM237 44V45H236ZM243 46H242V45ZM137 45H139V46H137ZM177 45V46H176ZM200 45V46H201ZM209 45H211V44H209ZM216 45V43L214 44V46ZM23 46H21V47H23ZM52 46H56V45H52ZM108 46V47H107ZM121 45H119V47H120ZM130 46H131V44H130ZM179 46H181V45H179ZM195 46H196V44H195ZM218 46V45H217ZM242 46V47H241ZM49 47H50V45H49ZM110 47V48H109ZM125 47H126V45H125ZM159 47V46H158ZM202 47V46H201ZM205 47H206V45H205ZM208 47V46H207ZM45 47H43L42 49H44ZM84 48V49H83ZM127 48V47H126ZM215 48V47H214ZM46 49H48V47L46 48ZM51 49V48H50ZM69 49H71V51H72V49H73V52L72 53H68V52H70L69 51ZM108 49H112V50H108ZM115 49V50H114ZM120 49H122V48H120ZM128 49V48H127ZM184 49V48H183ZM182 49V50H183ZM188 49V48H187ZM191 49V48H190ZM211 48H208V50H210ZM213 49V48H212ZM218 49V47H217V51L219 50ZM237 49V50H236ZM24 50H26V48L24 49ZM49 50V49H48ZM57 51H58V49H56ZM88 50V51H87ZM131 49L129 48V50L128 51H130ZM180 50V49H179ZM181 50V51H182ZM219 50V51H220ZM23 51V50H22ZM42 51V50H41ZM47 51V50H46ZM82 51V52H83ZM123 51V50H122ZM121 51V54L123 53ZM218 51V53H220ZM42 52H45L44 50L42 51ZM110 53V55H113L114 56V54L113 53ZM125 52V51H124ZM132 52V51H131ZM130 52V53H131ZM180 52V51H179ZM212 52V51H211ZM66 53V54H65ZM80 53V54H79ZM118 53V52H117ZM129 53V52H128ZM183 53V52H182ZM59 54H60V56H62V57H59ZM87 54V53H86ZM105 54H107V53H105ZM126 54V53H125ZM89 55V54H88ZM116 55V54H115ZM238 55V56H237ZM262 55V56H261ZM117 56V55H116ZM160 56V55H159ZM166 56V55H165ZM235 56H237V57H235ZM243 56H245L246 57V59H244V57ZM252 56V57H251ZM65 57V56H64ZM71 57H74V56H71ZM80 57V56H79ZM85 57V56H84ZM87 57V56H86ZM109 57V56H108ZM112 57V56H111ZM122 57V56H121ZM126 57V56H125ZM69 58V57H68ZM78 58V57H77ZM83 58V57H82ZM79 59V58H78ZM84 59V58H83ZM92 59H93V57H92ZM103 59V58H102ZM101 59V60H102ZM160 59H161V57H160ZM172 59V58H171ZM67 60V59H66ZM70 60H71V58H70ZM74 60V59H73ZM72 60V61H73ZM90 60V59H89ZM100 60V61H101ZM109 60V59H108ZM108 60H107V62H108ZM134 60V61H133ZM139 60H136V61H139ZM148 60H150V58H148ZM163 60V59H162ZM167 60V59H166ZM174 60V59H173ZM172 60V61H173ZM244 60V61H243ZM144 61V62H143ZM156 61V60H155ZM161 61V60H160ZM174 61H176V60H174ZM256 61V62H255ZM62 62H63V59H62ZM61 62V63H62ZM74 62V61H73ZM104 62V61H103ZM110 62V61H109ZM127 62V63H128ZM148 62H150V61H148ZM75 63H76V61H75ZM83 63V61H81V64ZM138 63H139V65H138ZM240 63L238 64V65H240ZM244 63V64H243ZM73 64V63H72ZM77 64V63H76ZM84 64V63H83ZM99 64V63H98ZM97 64V65H98ZM106 64V63H105ZM167 64V63H166ZM174 64V63H173ZM237 64V63H236ZM248 66H249V63H246ZM245 64V65H246ZM257 64V65H258ZM146 65H148L149 66V64H146ZM255 66V67H257L258 68V66ZM139 66V67H138ZM165 67H166V65H164ZM252 66V65H251ZM78 67V66H77ZM143 67H145V66H143ZM157 67V66H156ZM164 67V68H165ZM168 67V66H167ZM173 67H174V65H173ZM176 67V66H175ZM84 68V67H83ZM96 67H94V69H95ZM97 68H99V67H97ZM146 68V67H145ZM148 68V67H147ZM240 68V67H239ZM78 69H80V67L78 68ZM110 69V68H109ZM159 69H162V68H159ZM174 70H175V68H173ZM62 70V71H61ZM64 70V71H63ZM82 70V69H81ZM84 70H87V69H84ZM83 70V72H87V71H84ZM241 69H239L238 70V72L240 71ZM63 72V73H65V75H70L71 74V76L70 77H66V78H59L58 76H59V72ZM66 71V72H65ZM93 71V70H92ZM243 71H245V69L244 70H242V72ZM96 72H97V69H96ZM95 73V72H94ZM144 73V72H143ZM174 73V72H173ZM62 74V73H61ZM84 74V73H83ZM162 74V76H163V72L161 73ZM94 75H96V74H94ZM103 75V76H102ZM143 75V74H142ZM167 75V74H166ZM62 76H64V75H62ZM61 76V77H62ZM119 77V76H118ZM145 77V76H144ZM72 78V79H71ZM110 78V79H109ZM162 79V78H161ZM75 80V81H74ZM115 80V79H114ZM142 80H145V79H142ZM131 81H132V79H131ZM140 81V80H139ZM260 81V80H259ZM264 81V80H263ZM132 82H134V81H132ZM262 83V82H261ZM264 83V82H263ZM262 83V84H263ZM136 84H137V82H136ZM142 84H143V82H142ZM152 84V83H151ZM153 84H155V83H153ZM150 85V84H149ZM133 86V85H132ZM152 86V85H151ZM236 86V85H235ZM263 86V85H262ZM1 87V88H2ZM42 87V88H41ZM55 87V88H54ZM76 87V88H77ZM140 87H142V85L140 86ZM144 87H145V85H144ZM2 88V89H3ZM51 88H54V89H56L55 91L54 90H52ZM65 88V87H64ZM67 88H65V89H67ZM75 88V89H76ZM123 88V87H122ZM128 88V87H127ZM131 88H133V87H131ZM146 88V87H145ZM224 88V87H223ZM39 89V90H38ZM51 89V90H50ZM73 89H74V87H73ZM72 89V90H73ZM78 89V88H77ZM136 89V88H135ZM141 89V88H140ZM158 89H159V87H158ZM263 89V88H262ZM9 90V91H10ZM71 90V91H72ZM79 90V89H78ZM81 90V89H80ZM79 90V91H80ZM117 90V89H116ZM115 90V91H116ZM118 90H120V89H118ZM126 90V89H125ZM133 89H127L126 91L128 92V97L129 98H127V95H126V93L127 92H125L124 94L126 95L124 98H122V99H124V103L126 104V102L127 101H129V102H127V103H130V100L132 101V102H138V103H140L141 104V100H144V98H142L141 99V95L140 94H137L136 92V95L138 96V97H135V93H134V95H133V91H132ZM8 91V92H9ZM32 91V92H31ZM51 91V92H50ZM54 91V92H53ZM86 91V90H85ZM105 91V90H104ZM103 91V92H104ZM112 91H114V89L112 90ZM111 91V92H112ZM138 91V90H137ZM219 91H220V89H219ZM232 91V90H231ZM12 92V93H13ZM46 92H43V93H45V94H47ZM96 92H98V91H96ZM139 92H141L140 90H139ZM235 92V91H234ZM264 92V91H263ZM10 93V92H9ZM35 93V92H34ZM62 93V92H61ZM77 93H78V91H77ZM88 93V92H87ZM95 93V92H94ZM113 93V92H112ZM122 93V92H121ZM168 93V92H167ZM220 93V92H219ZM261 93V92H260ZM27 94V95H26ZM65 94V93H64ZM116 94V93H115ZM226 94H227V92H226ZM12 95V94H11ZM14 95V94H13ZM33 95V94H32ZM75 95V94H74ZM107 95V94H106ZM109 95V94H108ZM107 95V96H108ZM145 95V94H144ZM223 95V94H222ZM233 95V94H232ZM240 95V94H239ZM238 95V96H239ZM7 96V95H6ZM66 96V95H65ZM78 96L79 95H77V98H78ZM88 96V95H87ZM95 96V95H94ZM94 96H92V98L94 97ZM241 96V95H240ZM256 96V95H255ZM5 97V96H4ZM13 97H15V96H13ZM75 97V96H74ZM99 97H101V96H99ZM99 97H98V99H99ZM110 97V96H109ZM158 97V96H157ZM221 97V96H220ZM223 97H226V96H224L223 95ZM242 97H244V95H242ZM253 97V96H252ZM257 97H258V95H257ZM9 98V97H8ZM11 98H12V96H11ZM27 98V99H28ZM82 98V97H81ZM91 98V99H92ZM95 98H97V96L96 97H94V99ZM102 98V97H101ZM101 98H100V100H101ZM116 98V97H115ZM126 98H127V101H126ZM134 98V99H133ZM136 98H138L139 99V101H137V100H135ZM161 98V97H160ZM166 98V97H165ZM235 98H239V97H235ZM259 98H261V95H260V97ZM130 99V100H129ZM141 99V100H140ZM154 99V98H153ZM222 99V98H221ZM231 99H234V98H231ZM240 99V98H239ZM253 99V98H252ZM252 99H251V101H252ZM263 99V98H262ZM15 100H17V99H15ZM163 100V99H162ZM11 101H12V99H11ZM20 101H22V100H20ZM75 101V100H74ZM90 101V100H89ZM165 101H167V100H165ZM199 101V100H198ZM234 101V100H233ZM232 101V102H233ZM235 101H236V99H235ZM245 101H248V100H245ZM10 102V101H9ZM77 102V101H76ZM131 102V103H132ZM217 102V101H216ZM226 103H227V101H225ZM228 102H229V100H228ZM6 103V102H5ZM16 103V102H15ZM95 103V102H94ZM130 103V104H131ZM136 103H132V104H134L135 106H136ZM155 103V102H154ZM166 103H168V102H166ZM166 103H165V105H166ZM97 104V103H96ZM139 104V106L142 108V105H140ZM162 105V104H161ZM216 105H217V103H216ZM232 105V104H231ZM256 105H257V103H256ZM130 106V105H129ZM73 107V106H72ZM138 107V106H137ZM252 107H253V104H252ZM258 108V107H257ZM52 109H54L53 111V113H54V117H59V118H61V119H63V121L65 122V123H67V124H69V122L71 123V124H73L72 122H74V124L73 125H75V127H74V135L75 136H80L81 135V132L83 131V129L86 127V129H87V126L86 125H88L89 123V125H88V127H90V125H91V122L90 121H88V124H87V121H84V119L82 120L81 118H79V116L77 115V114H73V113H71L72 111H70V112H66V113H61L59 110H55V108L53 107ZM73 109H75L74 107H73ZM136 109V108H135ZM138 109V108H137ZM220 109H222L221 107H220ZM259 109V108H258ZM260 110V109H259ZM74 111H76V110H74ZM252 111L254 112V107H253V109H252ZM256 111V110H255ZM245 112H246V110H245ZM69 113V114H68ZM252 115V114H251ZM258 115V114H257ZM84 116V115H83ZM180 116V115H179ZM263 116V115H262ZM252 117V116H251ZM60 119V120H61ZM221 119H222V117H221ZM249 119V118H248ZM256 119V118H255ZM195 120H197V119H195ZM257 120V119H256ZM93 121V120H92ZM177 121V120H176ZM252 121H254V123H256V121L253 119ZM76 122V123H75ZM175 122V121H174ZM259 122V121H258ZM158 123V122H157ZM161 124H162V122H160ZM166 123V122H165ZM171 123V122H170ZM261 123V122H260ZM259 123V124H260ZM173 124V123H172ZM171 124V125H172ZM224 124V123H223ZM153 125V124H152ZM168 125V124H167ZM190 126L192 125V124H189ZM188 125V126H189ZM226 125V124H225ZM225 125H224V127H225ZM253 125H256V124H253ZM261 125V124H260ZM263 125V124H262ZM72 126V125H71ZM154 126H156V125H154ZM162 126L164 127V125L162 124L161 125V127L159 126V123H158V126L156 127L157 129H159L158 127H160V129H162ZM189 126V127H190ZM221 126V125H220ZM257 126H258V124H257ZM171 127H173V126H171ZM228 127V126H227ZM250 127H252V126H250ZM258 127H260V126H258ZM73 128V127H72ZM149 128V131L150 132H152V130H150V128L151 127H148ZM153 128V127H152ZM198 128V127H197ZM196 128V129H197ZM253 128V127H252ZM85 129V130H86ZM165 129V128H164ZM172 129H174V128H172ZM201 129V128H200ZM221 129H223V128H221ZM227 129V128H226ZM229 129V128H228ZM227 129V130H228ZM248 129V128H247ZM251 129V128H250ZM264 129V128H263ZM188 130V129H187ZM203 130V129H202ZM224 130V129H223ZM146 131H148L147 129H146ZM168 131V130H167ZM221 131V130H220ZM244 131H245V129H244ZM256 131V130H255ZM165 132V131H164ZM170 132H171V130H170ZM170 132H169V134H170ZM226 132L227 131H225V134H226ZM228 132H229V130H228ZM236 132V131H235ZM240 132V131H239ZM34 133H36V132H34ZM33 133V134H34ZM38 133V132H37ZM201 133V132H200ZM203 133V132H202ZM231 133V132H230ZM233 133V132H232ZM237 133V132H236ZM246 133V132H245ZM255 133H257V132H255ZM261 133V132H260ZM145 134H149V133H145ZM153 134V133H152ZM159 134V133H158ZM208 134V133H207ZM221 134H222V132H221ZM224 134V133H223ZM224 134V135H225ZM235 134V133H234ZM237 134H239V133H237ZM241 134V133H240ZM251 134H253V132L251 133ZM258 134V133H257ZM154 135V134H153ZM198 135V134H197ZM196 135V136H197ZM203 134H201V136H202ZM206 135V134H205ZM209 135V134H208ZM249 135V134H248ZM35 136H36V134H35ZM35 136H33L32 135V137H35ZM171 136V135H170ZM183 136V135H182ZM192 136V135H191ZM231 136H232V134H231ZM230 136V137H231ZM252 136V135H251ZM250 136V137H251ZM155 137V136H154ZM166 137H168V136H166ZM172 137H173V134H172ZM210 137V136H209ZM225 137V136H224ZM228 137H229V135H228ZM234 137V136H233ZM233 137H232V139H233ZM248 137V136H247ZM148 138H149V136H148ZM177 138V137H176ZM182 139H183V137H181ZM189 138V137H188ZM201 138V137H200ZM204 138H206V137H204ZM203 137L200 139V141H202L201 143L203 144V145H205L206 146V148H207V146L209 145V143L211 142L212 144H213V140L212 141H210L208 138L204 141V140H202V139H204ZM212 138V137H211ZM236 138V137H235ZM80 139V138H79ZM165 140H164V142L166 141V138H164ZM167 139H170L169 137L167 138ZM181 139V140H182ZM185 140V141H184ZM183 141H181V142H178V144L177 145H175V143L174 142H172L174 145H169L170 147H168L164 142H163V144L164 145H166L167 146V148L168 149H166V146H165V148H163V147H161L160 148V144H159V147H157V148H153L152 147V149H150L151 147H149V149L150 150H148L147 149V151H146V149H145V153H144V155H143V157H142V162H144V163H140V161H138L137 162V160H134L133 159V151L131 152V150L129 151V149H133V147H129L128 149H127V151H129V158H128V163H130L132 166L134 165L135 167H137V168H139L138 170L140 171H142V173L141 174H137V173H135V174H137V175H135V174H129V176L128 177H125V178H129L128 179V181L126 182L127 184H128V186L129 187H131V189L133 188V189H136L137 191H135L136 192V194H137V192L139 191V193H141V195H142V197H143V199H144V202L145 203H143L142 202V204L141 205H143V204H145V205H143V206H147L146 207V210L148 211V209H149V221H150V217H151V221L150 222H152V225L150 224V223H148L149 225H147L148 227L151 225V227H152V229L150 228L148 231H150V232H147V231H143V232H147V234L149 235H146V234H144L142 237L143 238H145L144 240L143 239H141V241L143 240V242H145V240L146 239H150L151 241L150 242H153L152 244H154V245H156V247L155 248H153L154 250L155 249H157L158 251H157V253H161V251H159L161 248H164V247H168V246H172V243H173V241L171 240V237H173V235L175 234V232H173L174 231V229H175V231H177L178 229H179V234H180V232L181 233H183V234H186V232L188 231V233H190L192 236H194V234H196L197 232H198V230L200 229V228H197V223L198 222H196V223H194V224H197V225H194V226H196V227H194V226H190V225H187V224H185V223H187V220H185L184 222L181 220L182 218H180L182 215H183V217H184V219H185V217L186 216H184V214H180V213H182L183 212V210H184V208L186 207V206H188V205H186L187 203L184 201V199H183V197H181V195L178 193H176L175 192V189L173 188V184L175 183V180H176V182H177V179L178 178H182L183 179V177L184 178H186V174H188L189 172H193V173H196L194 176H196L197 177V180H196V177H195V179H192V177H188V178H186L187 179V181H186V183H189L188 181H190V185L191 184H196V183H194V181L195 182H197V185L196 186H198V183H200V182H198V179L200 180V181H202V183H200V184H203L204 186H205V188H204V186L202 185V186H199V187H203L205 190L204 191H206L207 192V190H212V188L210 187L211 185H212V187L214 186V184L216 183V181L219 179V177H221V175L223 174V175H225L224 173H222L221 171V169H223L224 167L222 166H220L221 164H219L218 163V161H219V158H218V161H216L217 159L215 158V159H213V157L212 158H205V156L203 155L204 153H202L201 155H200V151L202 152V151H204V150H201V148L200 147H202V145H201V143H200V145L201 146H198V141L197 140H195V141H197V142H193V141H191V140H189V142H188V140L187 139H184ZM162 141V140H161ZM171 141V140H170ZM175 141V140H174ZM208 142V141H210V142H208V143H205V142ZM232 141V140H231ZM234 141V140H233ZM167 143V142H166ZM171 143V142H170ZM196 143V144H195ZM210 143V146L212 145ZM162 144V145H163ZM215 144V143H214ZM229 144V143H228ZM161 145V146H162ZM215 146V145H214ZM213 146V147H214ZM172 148V149H171ZM206 149L205 147H202V149ZM107 149H108V147H107ZM157 149V150H156ZM208 149V148H207ZM206 149V150H207ZM209 149H211V148H209ZM224 149V148H223ZM109 151H110V147H109V149H108ZM112 150V149H111ZM114 150V149H113ZM157 151V154H156V151ZM212 150V149H211ZM115 151V150H114ZM210 151V150H209ZM208 151V152H209ZM227 151V150H226ZM110 152H113V151H110ZM207 152V151H206ZM222 152V151H221ZM115 153H117V152H115ZM147 153V154H146ZM136 154V152L134 153V155ZM218 154V153H217ZM220 154V153H219ZM222 154V153H221ZM220 154V155H221ZM117 155H118V153H117ZM204 157H203V156ZM116 156V155H115ZM145 156V157H144ZM209 156H210V154H209ZM220 157V156H219ZM229 157V156H228ZM144 158H146L147 159V161H145L144 160ZM226 158V157H225ZM167 159H168V161H167ZM169 159H171L170 161H172V160H174V161H177V163L175 164V165H177V168H174V167H170V166H172V165H174L173 164V162H171L170 163V161H169ZM221 159H223V158H221ZM123 160H125V159H123ZM125 161V163H127ZM227 161V160H226ZM147 162V163H146ZM170 164H168V163ZM220 162V161H219ZM228 162V161H227ZM230 162V161H229ZM146 163V164H145ZM147 164H149V166H150V164H152V166H151V168L152 169H150L148 166H146ZM224 164V163H223ZM227 166H228V164H227ZM228 169V168H227ZM223 170H226V169H223ZM138 171V172H139ZM196 171V172H195ZM228 172V171H227ZM227 172H226V174H227ZM132 173V172H131ZM198 173V174H197ZM233 173V172H232ZM229 174V173H228ZM227 174V175H228ZM222 175V176H223ZM231 175V174H230ZM180 176H182V177H180ZM226 176V175H225ZM189 178H191V179H189ZM232 178V177H231ZM186 179H184V180H186ZM230 180H232V179H230ZM192 181H193V183H192ZM220 182H221V180H219ZM218 181V182H219ZM228 181V180H227ZM217 182V183H218ZM219 182V183H220ZM241 183V182H240ZM223 184V183H222ZM230 184V183H229ZM224 185H226V183L224 184ZM126 186V185H125ZM186 186V185H185ZM191 186H194V185H191ZM218 186V185H217ZM128 187V188H129ZM150 187V188H149ZM187 187V186H186ZM188 187H190L189 186V184H188ZM219 187V186H218ZM225 188H226V186H224ZM228 187V186H227ZM231 187V186H230ZM240 187V186H239ZM243 187V186H242ZM190 188H192L193 189V187H190ZM196 187H194V189H195ZM210 188V189H209ZM229 188V187H228ZM244 188H245V186H244ZM244 188H240L241 189V191H242V189H244ZM199 189V188H198ZM197 189V190H198ZM227 189V188H226ZM126 190H127V188H126ZM200 190V189H199ZM201 190H202V188H201ZM222 190V189H221ZM232 190H233V187H232ZM177 191V190H176ZM193 191V190H192ZM203 191V190H202ZM201 191V192H202ZM217 191V190H216ZM230 191V190H229ZM130 192H132V191H130ZM213 192V191H212ZM230 192H232V191H230ZM204 193V192H203ZM133 194V193H132ZM214 194V193H213ZM231 194V196H232V193H230ZM180 195V196H179ZM206 195H208V193L206 194ZM216 195H217V193H216ZM117 196V195H116ZM134 196V195H133ZM210 196V195H209ZM218 196V195H217ZM216 196V197H217ZM235 197V196H234ZM231 198V197H230ZM138 199V198H137ZM139 199H140V196H139ZM142 199V198H141ZM208 199H209V197H208ZM213 199V198H212ZM215 199V198H214ZM213 199V200H214ZM232 199V198H231ZM211 200V199H210ZM233 200V199H232ZM140 201V200H139ZM219 201V200H218ZM212 202H210L209 204H211ZM216 203V202H215ZM226 203V202H225ZM203 204H205L206 205V200H205V203L203 202ZM227 204V203H226ZM205 205H203V206H205ZM217 205V204H216ZM182 206H184L183 207V209H182ZM203 206H201V207H203ZM212 206V205H211ZM144 207V208H145ZM206 207H208L207 205L205 206V208ZM217 207H218V205H217ZM209 208H210V206H209ZM179 209H182L181 211L179 210ZM186 209H187V207H186ZM204 209V208H203ZM207 209V208H206ZM210 210V209H209ZM186 211V210H185ZM206 211V210H205ZM216 211H217V209H216ZM179 212V213H178ZM179 214H180V216H179ZM215 214V213H214ZM210 215V214H209ZM12 216V215H11ZM211 216V215H210ZM214 217V216H213ZM187 218V217H186ZM211 218V217H210ZM226 218V217H225ZM23 219V218H22ZM165 219H168L167 221L165 220ZM183 219V220H184ZM190 219V218H189ZM188 219V220H189ZM223 219V218H222ZM221 219V220H222ZM25 220H26V218H25ZM28 222H30L29 221V217H28ZM148 220V219H147ZM221 220H218V221H221ZM148 221V222H149ZM155 221H156V223H155ZM217 221V222H218ZM27 222V221H26ZM26 222H24V224H27ZM222 222V221H221ZM225 222H226V220H225ZM2 223V222H1ZM153 223H155L154 224V227H153ZM192 223V222H191ZM211 223H214L213 221L211 222ZM216 223V222H215ZM220 223V222H219ZM224 223V222H223ZM3 224V223H2ZM30 224H32V223H30ZM29 224V225H30ZM157 224V225H156ZM176 224V225H175ZM188 224H189V222H188ZM7 225V224H6ZM14 225V224H13ZM12 225V226H13ZM16 225V224H15ZM142 225V224H141ZM208 225H210V223L208 224ZM212 225V224H211ZM214 225V224H213ZM217 225H218V223H217ZM216 224H215V226H217ZM20 226V225H19ZM172 226V227H171ZM175 226H177V227H175ZM2 227H3V225H2ZM15 227V226H14ZM30 227V226H29ZM29 227H28V224H27V226H22V228H21V226H20V228H18V227H16L15 229H13L12 227H11V231H13L15 234H14V237L12 238V239H21V237H22V239H21V245L25 242V244L26 245H22L21 246V248H23V249H21L22 250V252L19 250V252H21L20 253V257L19 256H17L18 254H17V251H13L12 249H11V251L10 252H8L7 251V253L5 252H3V250L5 251L6 249H8L7 247L9 246L8 244L6 245V239H5V241H3L4 239V237L2 238V241H3V243H2V241H0V252H1V259L0 260H2V262H1V264H16V262L17 261H19V260H22L21 262H20V264H30V262H34V264H61L62 263V261H63V263L64 262H66V260H68L67 261V264H71V262L70 261H72L71 259H66V260H61L60 258H58V257H61V256H56V254H55V251L52 253V254H50L47 250H46V247H47V243H46V240H45V235L44 234H40L38 231H37V229L34 231V232H30V231H28V229H29ZM34 227V226H33ZM33 227L31 228L30 227V229H33ZM148 227L147 228H144V226H143V230H147L148 229ZM4 228V227H3ZM2 228V229H3ZM142 228V227H141ZM174 228V229H173ZM178 228V229H177ZM225 228V227H224ZM223 228V229H224ZM137 229H139L138 227H137ZM136 229V230H137ZM173 229V230H172ZM204 229V228H203ZM202 229V230H203ZM208 229H209V227H207V231H208ZM212 229H213V227H212ZM217 229V228H216ZM142 230V229H141ZM153 230V231H152ZM172 230V231H171ZM36 231H37V235H36ZM85 231V230H84ZM107 231V230H106ZM140 231V230H139ZM204 231H206V230H204ZM204 231L202 232L203 234H204ZM212 233H213V231L212 230H210ZM151 232H153V233H151ZM173 234H172V233ZM178 232H176V234L178 233ZM200 232V233H201ZM32 233H35V234H33V236L34 235H36V237L38 236V233H39V239H37V238H35V237H32ZM66 233V232H65ZM150 233V234H149ZM155 233V234H154ZM201 233V234H202ZM209 233V232H208ZM212 233H211V235H212ZM8 234V233H7ZM10 234V233H9ZM141 234V233H140ZM154 234V235H153ZM171 234V235H170ZM179 234H177V235H179ZM203 234H202V236H203ZM215 234V233H214ZM217 234V233H216ZM224 234H226V233H224ZM3 235V234H2ZM17 237H16V236ZM41 235H42V237H41ZM153 236V237H150V236ZM176 235V236H177ZM187 235V234H186ZM200 235V234H199ZM183 236V235H182ZM185 236V235H184ZM147 237V238H146ZM155 237H157V238H155ZM175 237V236H174ZM177 237H179V236H177ZM195 237H197V236H194V238L192 237H190L189 236V238L186 236V238H188V239H192V241L194 240V242L192 243L193 245H194V243L196 242L195 240H196V238ZM200 237V236H199ZM199 237H197V238H199ZM1 238V237H0ZM152 238H155L154 240L152 239ZM180 239H182L181 237H179ZM179 238H177L178 240H179V242H180V239ZM184 238V237H183ZM182 239L185 243L184 244H182L183 246L185 245V247L184 248H186V246L188 245V243H191L192 241L190 240V242H189V240L188 239ZM202 238V237H201ZM23 239L25 240V241H23ZM157 239V240H156ZM174 239V238H173ZM228 239V238H227ZM234 239V238H233ZM38 240V241H37ZM14 241V240H13ZM140 241V240H139ZM187 241V242H186ZM212 242L214 241V240H211ZM8 242H11V241H9L8 240ZM178 242V241H177ZM177 242L175 243V244H177ZM49 243V242H48ZM53 243V242H52ZM148 243V242H147ZM214 243V242H213ZM151 244V243H150ZM180 244H181V242H180ZM192 244H190V245H188V246H190V247H193V246H191ZM52 245V244H51ZM138 245V244H137ZM182 245H179V248H180V246H182ZM4 246H5V248L6 249H4ZM7 246V247H6ZM12 246V245H11ZM129 246V245H128ZM141 246V245H140ZM182 246V247H183ZM187 246V248H189ZM13 247V246H12ZM55 247V246H54ZM124 247V246H123ZM131 247V246H130ZM143 248L142 249H144V246H142ZM153 246L151 245V248H152ZM177 247V246H176ZM181 247V248H182ZM11 248V247H10ZM127 248V247H126ZM195 248V247H194ZM123 249V248H122ZM127 249H130V248H127ZM149 249V248H148ZM165 249V248H164ZM164 249L162 250V251H164ZM169 249V248H168ZM171 249V248H170ZM177 249V248H176ZM189 249H192V248H189ZM188 249V251H190ZM10 250V249H9ZM15 250V249H14ZM24 250V251H23ZM154 250H152L153 252H154ZM165 250H167V249H165ZM193 250V249H192ZM122 251V250H121ZM131 251V250H130ZM171 251H172V249H171ZM179 251H181L180 249H179ZM178 251V252H179ZM188 251H186L187 253H189ZM2 252H3V255H5V256H3L2 257ZM123 252V251H122ZM129 252V251H128ZM135 252V251H134ZM151 251H149V253H150ZM164 252H166V251H164ZM124 253V252H123ZM122 253V254H123ZM127 253V252H126ZM125 253V254H126ZM152 253V252H151ZM150 253V256H149V254L147 253V255H148V257H150V259L151 258H153L152 260H154L155 259V256L157 255H155L154 256V253H153V255ZM167 253H169V252H167ZM192 253H195V252H190V254L191 255H189L188 257L186 256V255H184L185 256V259L183 258V254H185V253H182V258H180L179 260H177L178 259V257L175 259V257L177 256V254L175 255V257L173 258V257H171V256H173V255H171V256H167V254L165 253H162V254H160V256H164L165 255V260L164 261H167V257H171V258H169L172 262H175L176 260V262H175V264H178V262L179 263H181L182 264V262H180V261H183L182 259H184L185 261L183 262V264L186 262V260H188L187 262H189V260H191V259H193V258H191V256H192ZM125 254H123L122 256H124V258H122L121 259V261L123 262H119V264L120 263H122V264H124V261H123V259L124 260H128V258L130 257V255L132 254H130V255H126V256H128V258H126L125 259ZM143 254V253H142ZM180 254H181V252H180ZM180 254H178V255H180ZM141 255V254H140ZM146 255V256H147ZM196 255V254H195ZM198 255V254H197ZM65 256V255H64ZM145 256V257H146ZM151 256H153V257H151ZM162 256V257H163ZM228 256V255H227ZM63 257V256H62ZM61 257V258H62ZM69 257V256H68ZM73 257V256H72ZM146 258V259H148V261L144 258V257H142L144 260H146L147 261V263L149 262L150 263V261H149V258ZM161 257V258H162ZM57 258L59 259V261H61V262H59L58 260H57ZM64 258V257H63ZM91 258V257H90ZM90 258L86 261V264H107V261H104V260H101V259H96L95 261L96 262H94V260H92L91 259V261H90ZM160 258V257H159ZM186 258H188V259H186ZM191 258V259H190ZM65 259V258H64ZM75 259V258H74ZM158 259V258H157ZM195 259V258H194ZM212 259V258H211ZM210 259V260H211ZM233 259V258H232ZM77 260V259H76ZM86 260V259H85ZM119 260V259H118ZM151 260V261H152ZM163 260V259H162ZM170 260H168V261H170ZM198 259H196V261H197ZM200 260V259H199ZM113 261H115V259L114 260H112V262ZM130 261H132L131 259H130ZM116 262H118L117 260H116ZM142 262V261H141ZM157 262V261H156ZM162 261H160V263H161ZM195 262V261H194ZM199 262V261H198ZM80 263V262H79ZM110 263H111V260H110ZM109 263V264H110ZM129 263V262H128ZM143 263H145V262H143ZM189 263H192L191 261L189 262ZM200 263V262H199ZM213 263V262H212ZM226 263H229V262H226ZM66 264V263H65ZM115 264V263H114ZM117 264V263H116ZM125 264H126V262H125ZM171 264H174V263H171ZM185 264H187V263H185ZM193 264H195V263H193Z\"/></svg>",
    "mask_w": 264,
    "mask_h": 264
}]
</instances>
